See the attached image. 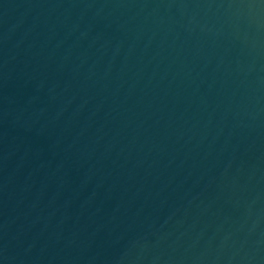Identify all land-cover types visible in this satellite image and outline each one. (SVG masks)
Wrapping results in <instances>:
<instances>
[{
	"label": "water",
	"instance_id": "95a60500",
	"mask_svg": "<svg viewBox=\"0 0 264 264\" xmlns=\"http://www.w3.org/2000/svg\"><path fill=\"white\" fill-rule=\"evenodd\" d=\"M0 264H264V0H0Z\"/></svg>",
	"mask_w": 264,
	"mask_h": 264
}]
</instances>
